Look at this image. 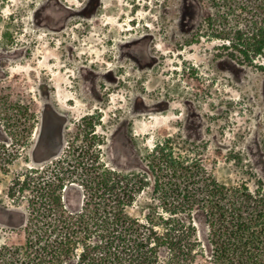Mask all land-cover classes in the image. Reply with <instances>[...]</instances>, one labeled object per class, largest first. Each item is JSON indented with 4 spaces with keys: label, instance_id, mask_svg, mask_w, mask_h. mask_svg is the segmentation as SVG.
<instances>
[{
    "label": "rangeland",
    "instance_id": "obj_1",
    "mask_svg": "<svg viewBox=\"0 0 264 264\" xmlns=\"http://www.w3.org/2000/svg\"><path fill=\"white\" fill-rule=\"evenodd\" d=\"M263 6L0 0V264L33 210L109 205L166 139L220 182L264 187V52H250Z\"/></svg>",
    "mask_w": 264,
    "mask_h": 264
},
{
    "label": "trees",
    "instance_id": "obj_2",
    "mask_svg": "<svg viewBox=\"0 0 264 264\" xmlns=\"http://www.w3.org/2000/svg\"><path fill=\"white\" fill-rule=\"evenodd\" d=\"M256 31L250 52L261 55L264 31ZM248 52L240 51L249 59ZM143 162L146 174L133 175L131 187L109 205L33 210L25 244L5 257L7 264H264L260 180L253 190L220 182L171 139L156 143ZM110 174L102 175L103 184L111 183ZM149 180L150 202L133 217L125 209Z\"/></svg>",
    "mask_w": 264,
    "mask_h": 264
},
{
    "label": "flooded vegetation",
    "instance_id": "obj_3",
    "mask_svg": "<svg viewBox=\"0 0 264 264\" xmlns=\"http://www.w3.org/2000/svg\"><path fill=\"white\" fill-rule=\"evenodd\" d=\"M58 96H60L61 98H66L67 96L66 95H64V94H62L61 95V93L58 95ZM51 143H52V141L51 140H49V141H47L46 143H44V144H46V146H50L51 147Z\"/></svg>",
    "mask_w": 264,
    "mask_h": 264
},
{
    "label": "water",
    "instance_id": "obj_4",
    "mask_svg": "<svg viewBox=\"0 0 264 264\" xmlns=\"http://www.w3.org/2000/svg\"><path fill=\"white\" fill-rule=\"evenodd\" d=\"M20 225H23V222Z\"/></svg>",
    "mask_w": 264,
    "mask_h": 264
}]
</instances>
